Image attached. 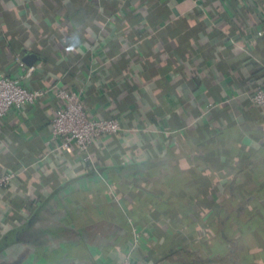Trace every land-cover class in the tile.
<instances>
[{"label":"crops","instance_id":"obj_1","mask_svg":"<svg viewBox=\"0 0 264 264\" xmlns=\"http://www.w3.org/2000/svg\"><path fill=\"white\" fill-rule=\"evenodd\" d=\"M0 73L44 93L0 118V264H264V0H0ZM58 90L121 123L91 161Z\"/></svg>","mask_w":264,"mask_h":264},{"label":"built area","instance_id":"obj_2","mask_svg":"<svg viewBox=\"0 0 264 264\" xmlns=\"http://www.w3.org/2000/svg\"><path fill=\"white\" fill-rule=\"evenodd\" d=\"M35 72V67L29 68L26 78H32ZM43 95L42 91L29 90L19 78L0 73V118H4L12 109L23 110L35 105ZM57 96L63 104L56 111L51 124V141L61 140L66 146H77L85 161H91L90 149L94 144L122 133L123 128L118 120L90 117L86 105L77 94L58 90ZM250 99L253 105L264 107V87L257 86ZM16 179L15 174L0 173V192L12 186ZM134 248L120 264H134Z\"/></svg>","mask_w":264,"mask_h":264},{"label":"clouds","instance_id":"obj_3","mask_svg":"<svg viewBox=\"0 0 264 264\" xmlns=\"http://www.w3.org/2000/svg\"><path fill=\"white\" fill-rule=\"evenodd\" d=\"M187 7H189V5L187 4H182L179 6L178 10H180L181 12L184 11Z\"/></svg>","mask_w":264,"mask_h":264}]
</instances>
